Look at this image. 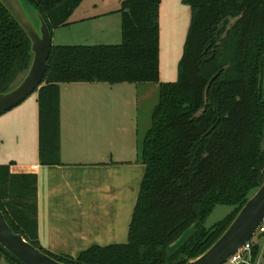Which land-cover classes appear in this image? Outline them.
Here are the masks:
<instances>
[{"label":"trees","instance_id":"trees-1","mask_svg":"<svg viewBox=\"0 0 264 264\" xmlns=\"http://www.w3.org/2000/svg\"><path fill=\"white\" fill-rule=\"evenodd\" d=\"M21 1L39 11L52 32L68 24L82 0ZM182 1L191 17L175 80H159L160 0H120L118 43L51 44L35 89L42 164L59 162L61 82L158 84L149 125L137 133V159L145 170L126 243L91 245L76 257L45 251L37 237L36 176L10 173L0 165V210L6 222L58 261L186 264L216 241L262 183L264 0ZM31 59L30 38L0 1V92L19 81ZM216 205L233 209L206 227ZM248 242L253 264L261 245ZM2 259L25 264L0 245Z\"/></svg>","mask_w":264,"mask_h":264},{"label":"crops","instance_id":"crops-1","mask_svg":"<svg viewBox=\"0 0 264 264\" xmlns=\"http://www.w3.org/2000/svg\"><path fill=\"white\" fill-rule=\"evenodd\" d=\"M102 4L109 6L96 14H79ZM119 4L82 0L64 26L105 18L108 27V18L116 15L118 24ZM190 17V6L182 0H160V81L177 78ZM59 86V162L39 160L34 90L0 115V165H7L10 173L36 176L40 246L51 254L76 257L91 245L127 242L145 170L136 151L139 106L158 84L71 81Z\"/></svg>","mask_w":264,"mask_h":264},{"label":"water","instance_id":"water-1","mask_svg":"<svg viewBox=\"0 0 264 264\" xmlns=\"http://www.w3.org/2000/svg\"><path fill=\"white\" fill-rule=\"evenodd\" d=\"M18 21L31 41L32 59L22 77L10 89L0 92V115L34 91L41 83L52 44L51 31L39 11H30L21 0H0ZM262 83L264 87V67ZM208 86V84H207ZM206 86V88H207ZM264 223V177L233 220L198 257L186 264H222L255 234ZM0 245L25 264H66L42 252L15 233L0 210Z\"/></svg>","mask_w":264,"mask_h":264},{"label":"rangeland","instance_id":"rangeland-1","mask_svg":"<svg viewBox=\"0 0 264 264\" xmlns=\"http://www.w3.org/2000/svg\"><path fill=\"white\" fill-rule=\"evenodd\" d=\"M94 0H85V3L92 2ZM96 1V0H95ZM111 1V0H109ZM108 2V1H107ZM109 5L102 4L96 8L87 6V10L79 8V11L87 13L79 14H96L107 8ZM84 7V6H81ZM116 16H111L108 19V27L104 24L105 18H100L94 21H87L84 23H77L72 26H59L52 30V43L53 44H94V43H118L121 41L120 32V14H118V24L115 21ZM33 92V91H32ZM158 92H154L151 97L143 98L139 106V131L144 133L149 125L150 112L157 102ZM233 209L228 205H216L213 211L205 220V226L210 227L214 223L220 221ZM183 235L182 237H184ZM252 243H260L261 249L258 258L253 264H259L264 259V237H260L259 232H255L251 237ZM56 255V254H54ZM0 264H6L5 260H1Z\"/></svg>","mask_w":264,"mask_h":264},{"label":"built area","instance_id":"built-area-1","mask_svg":"<svg viewBox=\"0 0 264 264\" xmlns=\"http://www.w3.org/2000/svg\"><path fill=\"white\" fill-rule=\"evenodd\" d=\"M256 232H264V223L257 228ZM222 264H252L250 261V243L248 241L244 243ZM259 264H264V261Z\"/></svg>","mask_w":264,"mask_h":264}]
</instances>
